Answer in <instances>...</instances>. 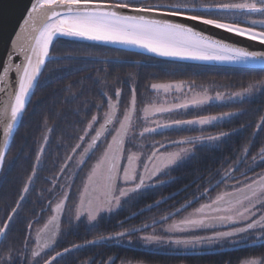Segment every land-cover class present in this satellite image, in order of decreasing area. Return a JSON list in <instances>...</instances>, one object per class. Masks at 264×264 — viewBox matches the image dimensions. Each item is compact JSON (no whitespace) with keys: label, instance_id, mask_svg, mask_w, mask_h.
<instances>
[{"label":"trees","instance_id":"obj_1","mask_svg":"<svg viewBox=\"0 0 264 264\" xmlns=\"http://www.w3.org/2000/svg\"><path fill=\"white\" fill-rule=\"evenodd\" d=\"M155 2L171 3L173 0H149V3ZM80 44L66 40L53 44L51 56L61 55L63 58L47 63L5 160L0 176V227L8 222L7 217L13 209L16 214L9 221L7 244L2 242L0 248V264H5L9 247L13 257L18 253L19 260L27 259L28 264H44L65 248L72 250L52 264H106L111 260L115 264H239L241 258H257L263 264L264 246L261 245L238 248L240 246L226 243L211 250H187L193 253L188 255L182 254L186 250L175 246L145 244L139 236L153 234V225L156 233H161L163 217L170 218L165 227L197 205L208 202L201 193L209 189V199L219 193L225 185L215 191L210 189L220 179L217 172L223 175L230 164L231 167L240 168L241 171L231 173L240 180L244 179L241 172L245 169L249 177L264 173V159H261L264 152V89L257 90L244 101L211 104L171 115L173 119H195L224 112L238 113L230 121H222L221 127L204 128L206 134L231 132L232 135L225 138L223 143L203 148L198 146L189 158L154 178V181L163 180V183L142 194L128 196L117 210L100 216L94 223L85 218L77 220L75 209L87 171L103 150L101 145L97 147L99 151L95 150V155L89 156L82 151L83 163L77 167L72 179L66 178V172L69 157L75 155L76 146L82 143L80 137L85 136L92 116L98 120L97 128L103 121V114L111 110L106 106V97L101 95L102 92L117 100L115 91L117 88L121 90L119 102L113 103L119 120L130 102L132 86L136 88V110H140L146 105L150 87L154 83L184 82L234 92L264 81V68L172 62L101 46L90 50L80 47ZM88 51H93L101 59H77ZM115 56L121 59H103ZM85 62L89 63V67L76 71L77 64L82 66ZM66 64L71 67L70 71H66ZM73 65L77 68L72 69ZM96 106H100L102 111H98ZM200 134V130L191 128L169 131L164 135H145L141 140L148 144L145 152L151 155L153 144H165L167 147L160 151H166L178 147L172 141ZM94 135L95 131L89 134L83 149ZM254 156L255 161L252 159ZM76 163L75 160L74 165ZM232 183L229 181L227 187ZM26 186L28 191L24 192ZM66 191L67 204L58 227L55 226L53 231V245L50 251L32 262L31 235L36 227L45 222L50 213L49 207ZM145 224L150 227L144 228ZM128 229H141L132 237L131 243L127 240L98 239ZM94 239L97 240L96 244H87V241ZM73 245L82 247L73 248ZM231 247H234L231 251L223 250ZM200 251L201 254H198Z\"/></svg>","mask_w":264,"mask_h":264},{"label":"snow or ice","instance_id":"obj_2","mask_svg":"<svg viewBox=\"0 0 264 264\" xmlns=\"http://www.w3.org/2000/svg\"><path fill=\"white\" fill-rule=\"evenodd\" d=\"M209 26L211 29L222 30L225 33L234 34L237 37H246L250 41H257L264 45V0H211L204 3L202 0H173L171 3H149V0H34L27 11L26 18L11 41V50L7 53L3 70L0 71V94H3V108L0 109V125H3V142L0 147V170L3 169L5 155L9 147V140L17 123L21 121L30 93L37 86V78L45 62H55L57 58L50 55L53 42L59 38H69L72 41L84 42L80 47L95 50L100 45H119L121 49H140L154 57L165 58L168 61H197L205 64H248L250 62H264V51L248 50L245 47L236 46L224 40L198 30L195 25ZM20 57L19 63L14 60ZM84 61L100 60L101 56L94 55L93 51L84 53L81 57ZM104 60L121 59L120 56L103 57ZM65 67H68L66 64ZM86 70L77 68L76 71ZM106 71V69H102ZM15 72V87L9 86L10 73ZM155 92L163 91L168 94L171 91L184 93L183 82L169 84H152ZM264 89V81L250 84L246 89L235 92L227 97L230 101H244L251 98L257 90ZM187 92H192V87H187ZM106 97V106L113 107V98ZM121 90L115 91L116 102H119ZM220 93L213 98L204 95L201 98L187 99L182 102L168 104H150L145 107V123L137 132L133 124L136 112V88L130 87V102L125 108L121 119H115L114 113H104L103 122L95 130L87 147L83 149L88 153L94 149L97 141L103 148V153L90 169L86 183L81 189V202L87 198L89 186L96 189L97 206L86 214L87 220L96 221L101 212L111 213L121 206V200L132 194H142L163 183L154 181L164 169L178 166L189 155L197 150V147L219 145L225 138L232 135L231 132H218L206 134L205 125L221 127L222 121H230L238 113L224 112L219 115L200 116L195 119H170L164 114L186 111L189 103L199 106L212 100H224ZM102 111L100 106H96ZM151 110L154 119L150 125L147 114ZM96 116H92L88 127L96 122ZM110 125H118L109 127ZM197 128L201 134L190 136L172 144L178 146V151L160 153L165 144H153L151 155L141 166L138 175L133 168L136 154L125 156V141L130 146L138 137L164 135L169 131L189 130ZM259 127V125H257ZM50 131V130H49ZM108 133L107 136H103ZM87 135V131H85ZM103 136V139H102ZM110 137V139H109ZM83 141L84 137H80ZM79 147V144L76 146ZM99 151L100 149H95ZM43 152V147L40 149ZM130 151V149H129ZM75 152V149H73ZM162 161L159 168L155 166L157 154ZM95 155V151L92 153ZM90 158V157H89ZM39 159V157H37ZM71 159V157H69ZM255 161L256 157H252ZM264 159V152L261 153ZM124 166L121 167V161ZM81 163H83L81 161ZM82 170V169H81ZM241 171L239 167H231L223 175L217 172L220 179L210 189L215 191L221 185L228 186L227 191L217 195L215 199L208 198L209 189H205L201 195L208 203L195 210L193 216L180 220L178 223L164 224L170 219L163 217L161 233H156L155 225L151 226L153 234H144L139 239L145 244H157L175 246L176 248H192L197 246L220 245L225 243L240 247L259 244L264 246V173H258L249 177L247 170L241 172L243 182L232 175V172ZM27 186L24 192H27ZM23 195L21 200H23ZM64 199H67L65 195ZM19 206V205H17ZM61 204L56 205L60 209ZM205 209L208 211L205 212ZM16 210L7 217L12 220ZM80 219L79 215L76 217ZM55 220V217H53ZM52 223V221H49ZM31 227V225H29ZM47 228V225H45ZM144 228L150 227L143 225ZM9 230L7 222L0 227V241L7 244L6 232ZM141 229H128L118 231L114 235L101 236L100 240H127ZM165 233H168L166 235ZM255 236L256 239H251ZM97 240L87 241V244H96ZM80 248L82 245H73ZM65 248L63 253L56 252L47 264L52 260L70 252ZM34 252L32 255L38 256ZM19 254L15 257L9 247L5 264H28L27 259L19 260ZM115 264V261H112ZM239 264H261L257 259L241 258Z\"/></svg>","mask_w":264,"mask_h":264},{"label":"rangeland","instance_id":"obj_3","mask_svg":"<svg viewBox=\"0 0 264 264\" xmlns=\"http://www.w3.org/2000/svg\"><path fill=\"white\" fill-rule=\"evenodd\" d=\"M77 68L76 66H72V69H75ZM71 67H67L66 70H70ZM174 83H178V82H174ZM173 83V84H174ZM155 84H169V83H155ZM184 86H185V92L184 93H177L175 91H171L169 92L168 94H165L163 91L161 92H155L151 87H150V91H149V94L147 96V103L146 105L142 108V109H138L136 110L134 116L135 118H133V124L135 125L136 127V130L137 132L139 130L142 129V127L144 126V123H145V113H144V109L145 107L149 106L150 104H157V105H160V104H163L165 101H167L168 104H172V103H176V102H182L183 100L187 99L188 101H191L192 99L194 98H201L203 97L204 95H207V96H210V97H215L217 95V93H220L222 96L225 97L224 100H212V101H209L208 103L206 104H203V105H199V106H193L191 103H189V107L187 110L189 109H194V108H200V107H204V106H208V105H211V104H226V103H230V102H238V101H230V100H227V97L235 92H240V91H243V90H239V91H234V92H225V91H218L216 89H212V88H209V87H204V86H200V85H193V84H189V83H184ZM191 86L192 87V92H187V87L188 86ZM248 99V98H246ZM186 110V111H187ZM184 110H181L180 112H183ZM175 113H179V112H173V113H167V114H164L165 118H170V119H173L171 117V115H175ZM155 117H153L152 115V112L151 110L148 112L147 114V120L149 122V125H150V122L152 119H154ZM118 126V125H116ZM115 126V127H116ZM210 125H205L204 128L206 127H209ZM98 128V127H97ZM195 128V127H193ZM95 129V123L92 124V127L89 128L88 127V131H87V135L84 136V139L82 141V143L79 145V147L76 149V153L75 155L72 157V158L69 160L68 165H69V168L67 169V176L66 178H68V180H70L71 177L74 176L75 174V171L77 170V167L80 165L81 161L83 162V155H82V151H83V146L84 144L87 142L86 140L88 139L89 137V134L92 133V131ZM147 135V134H146ZM142 137H138L136 138L132 144L133 146H130L127 142V140L125 141V144H124V147L126 149L125 151V156L131 154V153H135L136 154V159L134 160V163H133V168L137 171V174L139 175L140 172H141V166L143 165V163L146 162V158L147 156H149L150 154L146 153L145 152V148L147 147L148 144L144 143L142 140H141ZM110 139V137H109ZM130 149V151H129ZM179 148H171V149H168L166 151H160V153H165V152H171V151H178ZM103 153V150L102 152H100V154L95 158V160L93 161V163L91 164V167L90 169L94 166V164L96 163V160L99 158V156ZM160 153L157 154V159H156V162H155V166L157 168L160 167L162 161L159 159L160 157ZM191 155H189L187 158H189ZM77 159H74L76 158ZM186 158V159H187ZM185 159V160H186ZM76 160V165H74V162ZM183 162V161H182ZM124 166V161L122 160L121 161V167ZM174 167V166H173ZM172 168V167H171ZM90 169L87 171V174H86V177L90 171ZM167 170L169 169H164V171H161L159 175L163 174L164 172H166ZM157 175V176H159ZM155 176V177H157ZM86 177H85V181H84V184L86 183ZM154 177V178H155ZM72 179V178H71ZM243 182V180H241ZM89 193H88V196H87V202L86 200L82 203L81 202V196H80V200H79V206H78V209H77V216L78 214L80 215V217H85L86 218V214L90 211H92L94 209L95 206H97V199H96V189L93 187V186H89ZM228 190V187L225 186L223 188H221V190L219 191V193H217L215 196H213V198L211 199H215V197L219 194H221L222 192L224 191H227ZM67 191L63 194V197L66 195ZM97 201V203H96ZM60 203V202H58ZM80 203H82V205H80ZM205 203H208V202H204V203H201L199 205H197L193 210L189 211L188 213H185L183 214V216L179 219V220H176V221H173V222H170L169 224L171 223H178L180 220H183L185 218H189L191 216H193V214L195 213V210L197 208H200L201 205L205 204ZM117 210V209H115ZM114 210V211H115ZM208 210L205 209V212H207ZM62 214L63 212L61 211L60 212V215H59V218L57 219L59 222L62 218ZM90 222V221H89ZM56 223V222H55ZM54 223V224H55ZM168 225H166L165 227H167ZM53 228L51 227V230ZM168 234V233H167ZM256 237L255 236H252L251 239H255ZM226 244V243H225ZM224 244V245H225ZM217 246H220V245H214V246H211V247H217ZM205 247H209V246H205ZM203 247V248H205ZM201 247L197 246V248L195 249H199ZM179 249H186V248H179ZM188 249V248H187ZM189 249H192V248H189ZM253 259H257V258H253ZM259 260V259H257ZM260 261V260H259ZM126 264H141V263H126ZM262 264V263H261ZM264 264V263H263Z\"/></svg>","mask_w":264,"mask_h":264},{"label":"water","instance_id":"obj_4","mask_svg":"<svg viewBox=\"0 0 264 264\" xmlns=\"http://www.w3.org/2000/svg\"><path fill=\"white\" fill-rule=\"evenodd\" d=\"M34 2V0H0V71L3 70L4 62L7 57V53L11 50V41L14 38L15 33L19 30L20 26L23 24V20L26 18L27 11L30 9L31 4ZM195 27L198 30L204 31L206 34L212 35L217 39L224 40L225 42L232 43L236 46H241L245 47L248 50H253V51H264V45H260L257 41H250L246 37H237L234 34L231 33H225L222 30H216V29H211L209 26H204V25H195ZM58 40H66L70 42H76L72 41L69 38H59ZM56 41L53 42V44ZM84 43V42H80ZM101 47H106L110 49H115L119 51H124V52H129V53H135V54H140L146 57H150L151 54L145 53L140 49H121L119 45H100ZM50 54H51V49H50ZM153 59H159V60H165V58H160V57H154ZM168 61V60H165ZM20 62V57H17L14 60V63H19ZM49 61L45 62L44 68L41 70V75L37 78L38 83L39 80L43 74V71L46 67V64ZM172 62H181V63H191V64H205L197 61H172ZM212 65H235V66H247V67H258V68H264V62H250L248 64H212ZM16 74L15 72L10 73V78L8 81V84L10 87L14 88L15 87V82H16ZM37 83V86H38ZM37 86L32 90L30 93L29 99L27 101L25 111L22 114V119L31 103V100L35 94V90ZM0 87H4V85H0ZM3 108V94H0V109ZM111 113H114L115 119L117 117V111L115 108L111 109ZM21 121H19L16 125V127L13 130L12 137L9 140V147L7 150V153L5 155V159L9 153V150L12 146V143L14 141V138L16 136V133L21 125ZM110 125L109 127H111ZM106 133L103 134L105 136ZM102 136V139H103ZM2 142H3V125H0V147H2ZM100 141H97L96 146L94 149L90 150L87 154H92L97 146L99 145ZM5 163V161H4ZM4 166V165H3ZM3 170V169H2ZM2 170H0V175L2 173ZM24 197V196H23ZM9 225V221L7 222ZM2 241H0V247H1ZM259 245V244H256ZM247 246H253L252 244H249ZM246 246V247H247ZM245 247V246H244ZM241 248V247H238ZM233 249L225 250V251H231ZM64 255V254H63ZM62 255V256H63ZM61 256L57 257L59 259ZM56 259V260H57ZM51 260V259H50ZM52 260L51 264L56 261ZM47 264V263H45Z\"/></svg>","mask_w":264,"mask_h":264},{"label":"flooded vegetation","instance_id":"obj_5","mask_svg":"<svg viewBox=\"0 0 264 264\" xmlns=\"http://www.w3.org/2000/svg\"><path fill=\"white\" fill-rule=\"evenodd\" d=\"M54 56V55H53ZM56 57V56H55ZM79 57V58H78ZM77 57V59H80L81 60V58H80V56H78ZM57 59H62L63 57H61V55L60 56H58V57H56ZM78 62V61H77ZM84 62V61H83ZM86 64L85 65H78L77 64V67L79 68H83V67H89V63L88 62H85ZM67 68V67H66ZM65 68V69H66ZM66 71H70V70H66ZM113 103H116V100H113ZM110 113V112H109ZM116 119L118 120V117H116ZM98 120H96V122H97ZM96 122H95V129L93 130V131H95V130H97L98 128H96ZM103 122V121H102ZM99 123V122H98ZM100 125V124H99ZM116 125H112L111 127H115ZM99 127V126H98ZM110 127V128H111ZM47 131H49V130H47ZM86 131H88V126H87V129H86ZM80 196L81 195H79V199H78V202H77V205H76V209H75V212L77 211V209H78V206H79V200H80ZM65 197V196H64ZM64 197L62 196L60 199H58L55 203H53L52 205H51V207H49L50 208V213L46 216V218H45V222H43L42 224H40L38 227H36L35 229H34V231H33V233H32V235H31V241H32V243H33V246H32V250H31V253L33 254L34 252H39L40 254L38 255V256H34V255H32L33 257L31 258V260H32V262H35L34 260L35 259H38V258H40L43 254H46L48 251H50V248L52 247V245H53V239H54V237H55V235H54V230H55V226H56V228L58 227V218H59V215H60V212L62 211L63 212V214H62V217H63V215H64V210H65V207H66V200L64 199ZM128 197H124V198H122V200H121V202L123 201V200H125V199H127ZM86 200V202H87V198L85 199ZM84 200V201H85ZM58 202H60L59 204H61V208L60 209H56V205L58 204ZM96 203H97V201H96ZM80 205H82V203H80ZM96 208V206L94 207V209ZM118 209V208H117ZM114 212V211H113ZM112 213V212H111ZM105 214H110V213H105V212H101L100 214H99V216H98V218L100 217V216H103V215H105ZM79 215V214H78ZM53 217H55V220H53ZM76 217H77V212H76ZM79 217H80V215H79ZM80 218H85V217H80ZM97 218V219H98ZM85 219H87V218H85ZM49 221H52V223H49ZM87 221H89V220H87ZM56 222V223H55ZM95 221H93V222H90V223H94ZM55 223V224H54ZM45 225H47V228L45 227ZM51 227L53 228L52 230H51ZM165 234H167V233H165ZM118 243H120V242H118ZM210 248H212V247H205V249H208V250H211ZM178 249V248H177ZM187 251V250H191V249H184V251ZM183 251V252H184ZM106 264H112V260L111 261H109V262H107Z\"/></svg>","mask_w":264,"mask_h":264},{"label":"bare ground","instance_id":"obj_6","mask_svg":"<svg viewBox=\"0 0 264 264\" xmlns=\"http://www.w3.org/2000/svg\"><path fill=\"white\" fill-rule=\"evenodd\" d=\"M17 134V133H16Z\"/></svg>","mask_w":264,"mask_h":264}]
</instances>
